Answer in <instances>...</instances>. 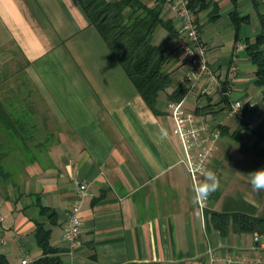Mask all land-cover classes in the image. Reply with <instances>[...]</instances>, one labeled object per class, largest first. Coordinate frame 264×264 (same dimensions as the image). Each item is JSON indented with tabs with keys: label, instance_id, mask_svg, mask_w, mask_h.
<instances>
[{
	"label": "crops",
	"instance_id": "crops-1",
	"mask_svg": "<svg viewBox=\"0 0 264 264\" xmlns=\"http://www.w3.org/2000/svg\"><path fill=\"white\" fill-rule=\"evenodd\" d=\"M139 1L162 6L161 17L175 34L158 28L152 42L169 54L174 85H183L175 11L166 0ZM207 2L194 24L214 80L202 81L182 103L210 128L224 129L207 166L218 187L201 211L182 145L171 133L166 94L159 95L155 112L146 107L74 0H0V102L10 120L20 122L27 151H37L34 161L18 163V191L0 192V255L8 264L42 256L37 224L49 230L63 264L257 258L264 264V245L255 234L221 235L209 217L239 210L264 215V191H255L249 176L264 169L262 145L256 147L248 131L264 125V102L245 51L246 41L264 32V0ZM233 12L248 18L237 34ZM202 88L209 93L202 96ZM233 102L252 108L229 117ZM76 182L87 183L90 196L80 203L81 232L72 247L63 230ZM40 207L54 212V220Z\"/></svg>",
	"mask_w": 264,
	"mask_h": 264
},
{
	"label": "trees",
	"instance_id": "trees-1",
	"mask_svg": "<svg viewBox=\"0 0 264 264\" xmlns=\"http://www.w3.org/2000/svg\"><path fill=\"white\" fill-rule=\"evenodd\" d=\"M74 1L88 24L94 28L114 56L146 107L155 112V105L161 93L166 94L170 102H179L184 98L186 87L175 86L172 72L167 70L170 63L169 54L161 46L152 42L158 28L175 34L170 23L161 17V5L149 8L139 0H118L110 3L106 0ZM185 1L196 23V17L208 7V2L207 0ZM231 20L234 22L237 34L240 24L247 22L248 18H240L236 12H233ZM245 51L255 66L254 83L262 88L264 102V32L246 41ZM18 122L10 120L0 102V192L2 193L7 192L8 187L18 191L17 181L20 173L18 163L24 158L27 161H34L37 154V151H27L28 137L22 136L21 129L16 124ZM8 123L13 126L14 131L8 129ZM219 130L223 132L224 129L219 128ZM248 131L255 138V146L262 145L259 158L264 160V125H260L255 130L248 129ZM13 132L15 134H12ZM39 209L40 212L47 213L49 219L54 220V212L49 211L48 208L40 207ZM209 217L213 227L221 235H225L228 231L241 235L255 234L259 241L263 240L264 245V215L258 216L255 213L239 210L231 214L211 212ZM35 239L42 256L29 264H63L58 249L50 244L49 230L37 224ZM0 264H8L2 255H0Z\"/></svg>",
	"mask_w": 264,
	"mask_h": 264
},
{
	"label": "built area",
	"instance_id": "built-area-1",
	"mask_svg": "<svg viewBox=\"0 0 264 264\" xmlns=\"http://www.w3.org/2000/svg\"><path fill=\"white\" fill-rule=\"evenodd\" d=\"M167 3L175 11V19L177 22V39L181 51L182 65H185V75L182 79L183 85L186 87V95L196 92V88L202 81L211 82L214 75L209 68L207 50L203 44L197 26L194 24L193 15L187 8L185 0H166ZM235 67L229 69L228 76L230 79L235 77ZM202 96L209 92L207 88L200 91ZM184 97V98H185ZM183 98V99H184ZM183 99L179 102H170L168 109L173 120V130L171 133L177 137L184 151L183 164L186 173L192 184L197 207L203 211L207 207V198L204 199L199 195L201 180L207 172V166L212 159V154L217 147L220 138L218 128H210L209 123L201 120L192 112L183 109ZM252 105H245L241 102H233L229 105L228 116H240L244 110H250ZM72 200L67 212L66 221L63 230V241L75 247L78 242L81 219L79 210L81 202L90 196L88 184L84 182H76ZM254 241L259 243V238L255 237ZM216 259L213 257L212 262ZM26 259L21 264H29ZM223 264H263L260 259H246L242 261L236 259H224Z\"/></svg>",
	"mask_w": 264,
	"mask_h": 264
},
{
	"label": "clouds",
	"instance_id": "clouds-1",
	"mask_svg": "<svg viewBox=\"0 0 264 264\" xmlns=\"http://www.w3.org/2000/svg\"><path fill=\"white\" fill-rule=\"evenodd\" d=\"M249 176L252 188L257 192L264 191V169L255 170L249 173ZM213 177L214 173L208 171L205 182L200 185L199 195L204 199L210 196L218 187V181Z\"/></svg>",
	"mask_w": 264,
	"mask_h": 264
},
{
	"label": "water",
	"instance_id": "water-1",
	"mask_svg": "<svg viewBox=\"0 0 264 264\" xmlns=\"http://www.w3.org/2000/svg\"><path fill=\"white\" fill-rule=\"evenodd\" d=\"M261 243H263V240L261 239Z\"/></svg>",
	"mask_w": 264,
	"mask_h": 264
}]
</instances>
